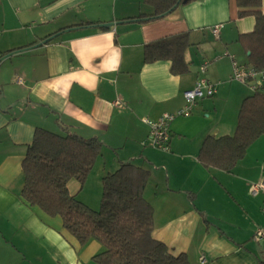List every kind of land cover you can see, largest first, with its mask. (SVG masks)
<instances>
[{
  "label": "crops",
  "instance_id": "1",
  "mask_svg": "<svg viewBox=\"0 0 264 264\" xmlns=\"http://www.w3.org/2000/svg\"><path fill=\"white\" fill-rule=\"evenodd\" d=\"M152 11L143 0H0V264H97L93 257L105 250L93 238L81 244L60 217L22 198V162L39 127L101 140L91 175L113 155L110 169L129 160L148 169L153 236L172 254L186 253L191 264L203 256L206 264L264 260V240L254 237L264 227V190L251 192L264 180V135L231 172L198 160L206 137L234 134L242 102L254 93L232 78L225 53L246 64L238 38L256 19L238 17L236 0H192L138 18ZM217 24L219 37L211 30ZM183 31L191 42L186 74H173L170 60L144 61L146 43ZM206 61L215 94L170 123L169 150L153 146L145 118L184 109ZM87 186L72 180L69 190L78 196Z\"/></svg>",
  "mask_w": 264,
  "mask_h": 264
},
{
  "label": "trees",
  "instance_id": "2",
  "mask_svg": "<svg viewBox=\"0 0 264 264\" xmlns=\"http://www.w3.org/2000/svg\"><path fill=\"white\" fill-rule=\"evenodd\" d=\"M191 1L143 0L153 11L138 18H159L175 5L179 7ZM236 4L238 17L252 15L256 19L254 30L240 34L238 42L247 54L246 65L261 70L264 68L263 0H236ZM190 44L188 31L150 41L144 46V61L170 60L173 74H186L189 65L185 52ZM263 135L264 87L255 89L243 100L233 135L206 137L198 160L206 168L231 172L250 145ZM103 147L98 138H85L67 127L62 132L37 128L22 162L25 176L22 198L47 215L60 217L63 227L81 244L92 238L99 241L105 250L93 257L97 264H191L186 253L172 254L163 241L153 236L154 208L144 196L151 175L148 169L129 160L121 161L115 171L105 174L98 210L70 192L72 180L84 188ZM259 264H264V260L260 259Z\"/></svg>",
  "mask_w": 264,
  "mask_h": 264
},
{
  "label": "built area",
  "instance_id": "3",
  "mask_svg": "<svg viewBox=\"0 0 264 264\" xmlns=\"http://www.w3.org/2000/svg\"><path fill=\"white\" fill-rule=\"evenodd\" d=\"M222 24H217L211 27L213 34L216 37H219L220 30L222 28ZM225 55H228L232 59V78L234 80L240 81L249 85L253 90L264 87V68L261 70H256L246 64L239 63L236 57L229 52H226ZM209 62H205L200 71L203 76L199 77L195 83V86L187 91H185V99H186V107L184 109H180L173 113H164L157 120H150L145 118V122L150 126L149 140L151 144L157 148L163 150H169V125L170 123L178 116H189L192 112L193 106L199 99L213 96L216 92L215 85L213 82L208 79L205 74L208 69ZM21 82V79L19 78ZM116 103H120L117 101ZM264 190V180L254 183L251 186V192L254 195H258L261 191ZM255 239L258 242H262L264 240V227L259 228L255 233ZM202 264H206L205 256L200 258Z\"/></svg>",
  "mask_w": 264,
  "mask_h": 264
},
{
  "label": "rangeland",
  "instance_id": "4",
  "mask_svg": "<svg viewBox=\"0 0 264 264\" xmlns=\"http://www.w3.org/2000/svg\"><path fill=\"white\" fill-rule=\"evenodd\" d=\"M114 159L117 160L118 158L115 157V155H113V156H111V158L106 156L104 159H101L100 162L98 163L97 167L95 168V172H94L95 174L94 175L92 174L93 175L92 176L91 175L92 171L90 172V174L86 180V183H85V186L88 185L85 188V191L82 193V195L77 196V198L79 200L85 202L86 204H88L89 206H91L95 210L100 209V206H101L100 201H101V197H102L103 184H101V182H100V175L102 174V172H104L106 167H107L106 168L107 173L109 171L113 172V170L114 171L116 170V169H110V166L115 161ZM105 161H107L108 163L111 161V165L109 166V164H107V166H106ZM95 165H94V167H95ZM94 167H93V169H94ZM87 202H90L91 204L87 203Z\"/></svg>",
  "mask_w": 264,
  "mask_h": 264
},
{
  "label": "water",
  "instance_id": "5",
  "mask_svg": "<svg viewBox=\"0 0 264 264\" xmlns=\"http://www.w3.org/2000/svg\"><path fill=\"white\" fill-rule=\"evenodd\" d=\"M178 5H175L169 12H171L172 10H174L176 7H177ZM168 12V13H169ZM168 13H165L164 15H166V14H168ZM164 15H162V16H164ZM112 24L111 23H106V24H103V26H105V27H110ZM250 53H248V55H249Z\"/></svg>",
  "mask_w": 264,
  "mask_h": 264
}]
</instances>
